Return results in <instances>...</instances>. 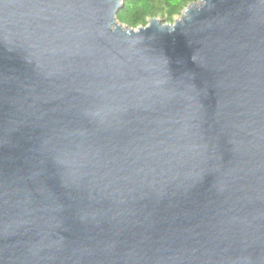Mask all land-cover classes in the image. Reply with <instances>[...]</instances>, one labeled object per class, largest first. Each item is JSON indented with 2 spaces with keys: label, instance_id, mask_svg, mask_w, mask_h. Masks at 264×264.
I'll return each mask as SVG.
<instances>
[{
  "label": "water",
  "instance_id": "obj_1",
  "mask_svg": "<svg viewBox=\"0 0 264 264\" xmlns=\"http://www.w3.org/2000/svg\"><path fill=\"white\" fill-rule=\"evenodd\" d=\"M122 4L0 0V264H264V0Z\"/></svg>",
  "mask_w": 264,
  "mask_h": 264
},
{
  "label": "trees",
  "instance_id": "obj_2",
  "mask_svg": "<svg viewBox=\"0 0 264 264\" xmlns=\"http://www.w3.org/2000/svg\"><path fill=\"white\" fill-rule=\"evenodd\" d=\"M198 0H123L116 19L131 29L147 25L150 19L158 18L164 23L174 22L184 8Z\"/></svg>",
  "mask_w": 264,
  "mask_h": 264
},
{
  "label": "rangeland",
  "instance_id": "obj_3",
  "mask_svg": "<svg viewBox=\"0 0 264 264\" xmlns=\"http://www.w3.org/2000/svg\"><path fill=\"white\" fill-rule=\"evenodd\" d=\"M179 18V16L178 17H175L174 19H178ZM173 23V22H172ZM171 24V23H170Z\"/></svg>",
  "mask_w": 264,
  "mask_h": 264
}]
</instances>
